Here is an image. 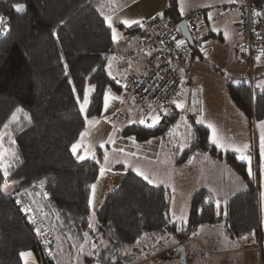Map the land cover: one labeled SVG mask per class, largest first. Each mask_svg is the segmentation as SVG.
<instances>
[{
  "label": "trees",
  "instance_id": "obj_1",
  "mask_svg": "<svg viewBox=\"0 0 264 264\" xmlns=\"http://www.w3.org/2000/svg\"><path fill=\"white\" fill-rule=\"evenodd\" d=\"M255 1L264 5V0ZM17 4L25 5V11L17 12L13 7ZM110 8L111 0H0V16L7 20V31H0V132L12 113L22 109L8 125L13 133L11 150L19 157L0 167V264H21L23 251H31L39 264H59L58 258L75 254L84 245L85 264H131L142 251L152 255L163 250L159 245L162 240L172 238L181 243L199 226L219 218L230 237L249 244L260 239L259 188L246 164L232 152L223 158L246 188L221 207L220 217L212 196L199 189L190 197L187 219L175 220L169 215L168 189L126 171L118 186L106 194L94 222L88 219L91 185L97 179L101 156L79 160L71 146L85 127V117L101 113L106 90H120L107 70L108 56L115 47L105 21ZM197 12L202 15V11ZM162 13L173 22L183 18L179 0H168ZM157 21L158 16L154 25ZM136 28L129 27L127 32L134 33ZM192 40V45L184 41L194 58L197 40ZM246 78L247 82L227 83L226 92L251 126L253 119L264 116V88L251 84L254 79L249 77V68ZM88 89L89 102L82 112ZM181 114L173 107L162 126L132 123L124 126L122 133L143 141L161 134ZM191 126V142L177 163L191 156L204 160L217 155L209 129L196 123ZM9 181L16 186L7 195L2 189ZM29 198L36 200L54 235L52 256L38 237L39 223L33 224L21 208V202ZM138 246L141 250H131Z\"/></svg>",
  "mask_w": 264,
  "mask_h": 264
},
{
  "label": "crops",
  "instance_id": "obj_2",
  "mask_svg": "<svg viewBox=\"0 0 264 264\" xmlns=\"http://www.w3.org/2000/svg\"><path fill=\"white\" fill-rule=\"evenodd\" d=\"M167 2L164 4L166 5ZM229 2L230 0H194L191 5L182 6L181 8L183 11H181L179 5L182 16L191 12H196L199 10L202 11V15L196 19L199 26V37L205 40L202 46L208 45L207 38L213 35L214 32L220 30V32L223 34V29L225 30V28H230L236 33L235 40L232 43V45H235L234 51L236 52L238 43L240 41L238 30L239 14L234 7L230 6ZM165 5L163 9L165 8ZM209 16H211V19H209ZM123 26L124 25L122 24L118 25V27L121 28V38L114 42L115 47L107 59L108 73L111 72L109 75L120 87L119 92H125L124 95L126 98L131 96L132 104L135 105V110L132 115H129V112L127 114L125 109L124 116L119 117L121 122H123L121 123L122 127L132 123L140 124L138 123L140 120L139 100L132 93H128L126 91V86L131 77L144 71L149 66L150 61L146 56H140L137 60L130 61L129 55L133 49L140 47L143 33L145 31L148 32L153 30L154 25L142 27L141 29H143V33L140 35L127 32V28L130 26ZM194 59L195 58L190 61L189 67L183 72V75L187 74V71H189V69L196 63H193ZM257 62H264V60H258ZM240 64L246 69V73H242L244 74L242 78H245L248 73V66L243 62H240ZM240 70L241 69H235L234 74L228 73V78L241 80L237 74ZM237 80L232 81V84H239ZM227 83L228 81L225 82V90ZM255 85L259 89L264 88V82L262 80H260L259 84ZM119 92L117 93L119 94ZM214 94V92L206 91L204 96L200 95V99L198 101L199 105H194V108H192V113L190 114L195 115L193 120L190 119V115H188V118H184V113H182L179 116L181 118H178L175 122H177L180 126L182 125L186 133L189 135V138H187L190 140V142L192 138V123L206 126L209 129L210 142L217 155L209 156L204 160H200L196 156H191L182 163H177L178 157L176 156H162V158H165H163L164 163L161 165H156V173L160 174L163 178H166L164 173L168 171H175L179 187L182 189V191H178L176 189L177 184L169 186V182L165 181V179H160L154 183H150L147 180L146 181L151 185L163 186L168 189L170 195V209L174 203H176V207L182 206L183 208L185 207V209H187L191 195L199 189H205L212 196L217 209V216L220 217L219 210L221 207L224 206V204L231 197L244 191L246 188L244 180L227 165L223 155L227 152H232L237 155V151L235 149L240 148L244 142V137H246L248 129V120L243 112H241L230 100L226 91L224 95L221 93V97H217ZM105 95H107L108 99L117 101L118 95H116L111 90H107ZM172 108L173 105L171 104L169 113ZM208 114H211V118L213 119H211ZM197 120L202 121V123L198 122ZM209 124L214 126L217 136L225 144V147H219L212 142V129L208 127ZM246 144L248 145V142H246ZM77 153H80V151H77ZM159 157L161 158V156H155L153 161H146V157H140V161H142L143 164H156ZM236 158H238V156H236ZM0 160H4L5 162L6 157L2 156V159ZM254 162L255 161L251 159V172L253 175ZM117 173V176H119L121 179L123 173ZM114 175L115 174L111 173L110 180H112ZM259 176L260 174L258 177ZM254 177L256 176L254 175ZM171 184L175 183L172 182ZM91 193L89 201L91 198ZM217 202H219V206L217 205ZM90 205L91 204H89V208L91 209ZM97 209L98 201L97 203L95 201V208L93 211L96 212ZM175 218L176 217L173 219ZM194 239L199 242V246L196 244ZM159 245L163 250H167L172 248L174 245H178L176 252H173L172 257L166 259L165 264H182L180 260L181 247L184 248V264H263L264 259V247L261 238L258 245H255L247 243L245 239L230 237L226 232L222 218H219L213 224L199 226L188 239L181 243H177L173 241L172 238H168L167 240H162ZM131 250L139 251L141 250V247H133ZM150 256L151 254L148 255V251H142L139 253L137 260L131 264H151L149 260ZM25 259H27V264H39L33 253L32 256L28 258H22L20 256L21 264H25Z\"/></svg>",
  "mask_w": 264,
  "mask_h": 264
},
{
  "label": "rangeland",
  "instance_id": "obj_3",
  "mask_svg": "<svg viewBox=\"0 0 264 264\" xmlns=\"http://www.w3.org/2000/svg\"><path fill=\"white\" fill-rule=\"evenodd\" d=\"M167 1L168 0H111L110 11L105 15V18L111 17L112 27H114L119 34H121V28H119L118 25H124L121 21L139 20L140 24H133L130 27H137L133 34L140 35L143 33V29H141L142 27L147 25H154L155 22H153V20L155 19V17H157L158 13H162V9L165 5L164 3H166ZM193 2L194 0H179V5L181 8L182 6L191 5ZM123 27H125V25ZM223 32L224 33L222 34V32H220L219 30L217 32H214L213 35L209 36L207 38L208 45L206 46H202L205 42L203 38L196 41L197 52L194 56L195 59L193 61V63H196L189 69V71H187V74L182 75V80L180 83L182 99L179 101L183 102L184 107L178 108L174 103L171 102L175 109L184 113V118H188V115L192 113V108H194V105H199V97L200 95L204 96L206 94V91L214 92V95H216L217 97H221V93L223 95L225 94V82L228 81V83H232V81L237 80L235 78H228V73L234 74L235 69H241L237 73L241 80L237 81L239 83L247 81L246 77L242 78V76H244V74L242 73H246V69L240 64V61L237 59L236 52L234 51L235 45H232L235 40L236 33L230 28H225V30L223 29ZM225 33H227V35H225ZM183 40L184 39H181V41ZM184 44L186 43L184 42ZM252 72L253 75H251L252 79L254 76V82L250 81L251 84H259L260 80L264 82V62H257L256 64H254ZM185 87H188L190 91L187 104H185L183 101ZM90 92L91 89H88L89 95ZM114 93L118 95L117 101L108 99L107 105H105V96L107 95L104 94L105 96L103 98L104 101L101 113L94 117H85V129L84 131H82L84 133V136L81 137L80 135L78 139H82V144L77 148V151H80V153H75V155H82L85 156V159L92 160H97L98 157L101 156L98 176L93 183L96 185V187L95 189H91V209L88 218L90 222L95 220V211H93L95 208V201L96 203L98 201L99 207L102 204L106 194L115 189L120 183V177L117 176V172L123 173L124 175L126 171H132L136 175H139V172L143 171L145 174L149 175V179L152 181L151 183L157 182L160 179H165V181L169 182V186L177 184L176 189L178 191H182V189L179 187L175 171H168L164 173L166 175V178H163L160 174L156 173V165H161L162 163H164V157L162 158V156H181L184 148L189 146V135L186 133L182 125H178L177 122L170 124L161 134L143 141L137 140L133 136L124 135L122 133L123 127L121 124L123 122H121L119 117L124 116L125 109L127 111V114L129 112V115H132L135 110V105L132 104L131 96L129 98L125 97V92H119V94L117 92ZM87 105L84 106V110L82 112L86 110ZM208 116L211 118V114H208ZM139 121L138 123H140ZM261 122H264V116L260 119H253L251 126L248 123L246 137H244V142L239 148L241 149V151H237L236 156H238V160L246 164L247 170L251 169V159L255 161L253 163V170H255L254 175L256 177L254 178L256 186H258L259 188L257 190L258 231L259 237L261 238L264 247V155H262L261 152V137L264 136V127L261 126ZM140 125L143 124L140 123ZM1 132L3 133V135L0 136V154L8 159L10 156H12L13 152V149L11 150V148L13 147V144L11 143L13 133L9 131L8 128H4V130H2ZM6 135L7 140L3 141V137ZM246 142H248L247 149L244 148V145H247ZM176 147L179 149H177ZM106 153L108 157L107 160H105L104 158ZM242 155L248 156L250 157V159H241L240 157ZM155 156H161V158L159 157L157 159L156 164H143L142 161H140V157H146V161H153ZM117 165L121 166V169H112ZM258 166L260 167V169ZM101 168H104L105 170L103 175H101L100 172ZM111 173L115 174L112 180H110ZM259 174L260 176L258 177ZM254 175L253 173L251 174L252 177ZM172 182L175 184H171ZM15 186L16 183L13 181L5 183L2 189L3 193L9 195V193ZM39 186L40 184L38 185V187ZM39 190L41 189L39 188ZM31 200L36 204L37 207H39L34 198H31ZM175 204L176 203L172 204V207L169 210L170 217H176L175 219H178L179 221H185L188 217V208L185 209V207L183 208L182 206L176 207ZM259 241L256 243L257 245ZM195 242L199 246V242L196 240ZM59 253H61V251ZM85 253L86 248L84 245L79 250H77L75 254L68 255L64 257L65 259L58 258L59 264H85L83 259ZM58 256H61V254H58Z\"/></svg>",
  "mask_w": 264,
  "mask_h": 264
},
{
  "label": "built area",
  "instance_id": "obj_4",
  "mask_svg": "<svg viewBox=\"0 0 264 264\" xmlns=\"http://www.w3.org/2000/svg\"><path fill=\"white\" fill-rule=\"evenodd\" d=\"M230 5L236 8L239 14L240 41L236 49V57L248 65L251 79L254 63L264 60V5L255 0H230ZM198 17L200 15L196 11L184 15L182 18L186 22L191 37L196 40H198L197 31L199 29L196 20ZM181 39L183 37L178 22L163 17L158 19L153 30L143 33L140 47L133 49L129 55L130 61H135L140 56H146L150 61L149 66L131 77L126 86V91L132 93L139 100L140 120H145L144 125H151L149 117L159 114L160 120L154 126H162L167 122L172 100L182 99L181 76L193 58V51L184 43L178 46ZM251 91L253 94L251 104L254 105V91L253 89ZM190 117L194 119L195 115L192 114ZM14 157H19L15 150H13L12 156L5 161H10ZM0 163L4 165V160H0ZM253 171L255 172V170ZM39 188L43 189L41 185ZM21 208L33 224L39 223L38 237L43 248L49 256H52L54 249L50 244L54 243L55 238L46 226L41 209L31 198L28 202H21ZM177 249L178 245H174L170 249L152 254L149 258L150 263L165 264L166 259L172 257L173 252H176Z\"/></svg>",
  "mask_w": 264,
  "mask_h": 264
},
{
  "label": "snow or ice",
  "instance_id": "obj_5",
  "mask_svg": "<svg viewBox=\"0 0 264 264\" xmlns=\"http://www.w3.org/2000/svg\"><path fill=\"white\" fill-rule=\"evenodd\" d=\"M13 7L15 8V10H16L17 12H23V11H25V5H23V4H17V5H14ZM181 11H183L182 8H181ZM157 15H163V13H158ZM257 15H259V13H257ZM105 19H106V21H107L109 27L112 28V40H113V42L118 41L121 37H120V34L117 32V30H116L114 27H112V19H111V17H106ZM209 19H211V16H209ZM121 22H122L124 25H126V26H131V25H133V24H140V21H139V20H123V21H121ZM0 31H7V20H6V18L3 17V16H0ZM225 35H227V33H225ZM183 43H184L183 41H179V42H178V46H179L180 44H183ZM107 101H108V97L105 96V105H107ZM88 102H89V94H88V90H85V92H84V100H83V104L81 105V110H82V111L84 110V106H86V105L88 104ZM172 103H174V104L176 105V107H178V108H183V107H184L182 101H179V100H173ZM21 111H22L21 108H17V109L15 110V112L12 113V116L10 117L9 121H8L7 123H5L3 127H4L5 129H7V128H8V125H9L12 121H14V120L17 119V113H19V112H21ZM149 118L151 119V125H149V126H154V125H155L156 123H158L159 120H160V116H159V114L155 115L154 117H149ZM139 122L143 124V123H145V120L142 119V120H140ZM198 122L202 123V121H198ZM261 126L264 127V122H261ZM208 127L212 129V136H211L212 142H213L214 144H216L217 146H219V147H225V144H224V143L222 142V140L217 136V134H216V130H215L214 126H213L212 124H209ZM2 135H3V133L0 132V136H2ZM83 136H84V133H81V137H83ZM130 139H133V138H130ZM149 143H150V141H149ZM81 144H82V139H81V140H78L76 143H74V144L71 146V150H72V152H73L74 154L77 152V148H78V146L81 145ZM244 148L247 149V148H248V145H244ZM235 150H236V151H241V149H239V148H236ZM121 151H122V150H121ZM261 152H262V155H264V136L261 137ZM77 158L83 160V159H85V156H82V155H81V156H78ZM104 158H105V160H107V158H108V157H107V153L105 154V157H104ZM240 158H241V159H245V160L250 159V157H248V156H243V155H242ZM0 159H2V154H0ZM118 162H119V161H118ZM0 167H4V165H3L2 163H0ZM104 171H105L104 168H101V169H100L101 175H103ZM5 174H7V170H6V168H5ZM249 174H250V175L252 174V173H251V169H249ZM139 175H141L145 180L149 181L150 183L152 182V181L149 179V175L145 174L143 171H140V172H139ZM5 187H6V186H5ZM91 187H92L93 189H95L96 185L93 184V185H91ZM89 204H91V200L89 201ZM217 205L219 206V202H217ZM37 231L39 232V229H37ZM85 235H87V234H85ZM93 246H94V245H93ZM20 256H21L22 258H28V257H31V256H32V253H31V251H24V252H21V253H20ZM25 264H27V259H25Z\"/></svg>",
  "mask_w": 264,
  "mask_h": 264
},
{
  "label": "water",
  "instance_id": "obj_6",
  "mask_svg": "<svg viewBox=\"0 0 264 264\" xmlns=\"http://www.w3.org/2000/svg\"><path fill=\"white\" fill-rule=\"evenodd\" d=\"M163 18V15H159L158 16V19H162ZM178 27L181 31V36L184 38V40L189 44V45H192L193 44V40H192V37H191V34L187 28V25H186V22L184 20H180L178 22ZM189 88L188 87H185L184 89V94H183V101L185 104H187L188 102V96H189ZM180 260H181V263L184 264V248L181 247L180 248Z\"/></svg>",
  "mask_w": 264,
  "mask_h": 264
}]
</instances>
